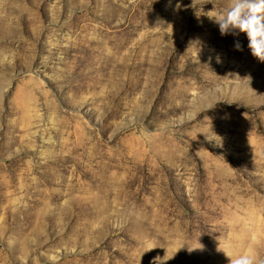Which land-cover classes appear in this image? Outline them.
<instances>
[{"label":"rangeland","instance_id":"1","mask_svg":"<svg viewBox=\"0 0 264 264\" xmlns=\"http://www.w3.org/2000/svg\"><path fill=\"white\" fill-rule=\"evenodd\" d=\"M229 3L0 0V264L264 261V61Z\"/></svg>","mask_w":264,"mask_h":264},{"label":"clouds","instance_id":"2","mask_svg":"<svg viewBox=\"0 0 264 264\" xmlns=\"http://www.w3.org/2000/svg\"><path fill=\"white\" fill-rule=\"evenodd\" d=\"M208 18L219 25L221 35L236 30L245 33L253 56L264 61V0H230L225 11L211 10ZM236 47L240 48L239 43ZM228 256L229 264H258L257 257L247 252L235 258Z\"/></svg>","mask_w":264,"mask_h":264}]
</instances>
